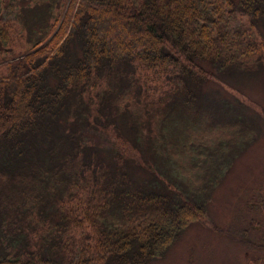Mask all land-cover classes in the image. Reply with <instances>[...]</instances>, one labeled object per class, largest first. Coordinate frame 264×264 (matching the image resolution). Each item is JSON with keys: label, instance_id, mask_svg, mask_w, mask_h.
<instances>
[{"label": "trees", "instance_id": "obj_1", "mask_svg": "<svg viewBox=\"0 0 264 264\" xmlns=\"http://www.w3.org/2000/svg\"><path fill=\"white\" fill-rule=\"evenodd\" d=\"M143 69L167 85L155 100ZM255 81L264 0H0V264L162 258L210 197L179 171L188 138L251 132L205 86ZM218 155L191 161L200 180Z\"/></svg>", "mask_w": 264, "mask_h": 264}, {"label": "rangeland", "instance_id": "obj_2", "mask_svg": "<svg viewBox=\"0 0 264 264\" xmlns=\"http://www.w3.org/2000/svg\"><path fill=\"white\" fill-rule=\"evenodd\" d=\"M12 15L13 10L11 17L8 11L4 16L12 18ZM24 46L17 36L12 54L17 55ZM136 78L143 90L151 94L152 100L167 87L163 78L146 69L137 70ZM219 86L210 82L205 89L216 91L222 99L239 100L246 109V116L252 120L251 132L238 140L234 130L206 129L188 138L187 148L177 164L182 178L190 183L189 187L200 188L203 182L210 185L205 214L188 224L162 258L148 264H264V83L247 82L240 87L243 93L239 95L229 89V92L222 90L221 94ZM193 150L197 152L196 157L191 153ZM212 154H221L218 156L223 158L217 162L223 166L212 171L211 179L200 180L199 171L192 168L191 161L199 163L204 155Z\"/></svg>", "mask_w": 264, "mask_h": 264}]
</instances>
